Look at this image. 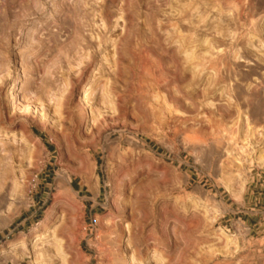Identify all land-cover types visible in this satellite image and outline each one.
Returning a JSON list of instances; mask_svg holds the SVG:
<instances>
[{"label":"rangeland","instance_id":"374dc122","mask_svg":"<svg viewBox=\"0 0 264 264\" xmlns=\"http://www.w3.org/2000/svg\"><path fill=\"white\" fill-rule=\"evenodd\" d=\"M0 264H264V0H0Z\"/></svg>","mask_w":264,"mask_h":264},{"label":"bare ground","instance_id":"6f19581e","mask_svg":"<svg viewBox=\"0 0 264 264\" xmlns=\"http://www.w3.org/2000/svg\"><path fill=\"white\" fill-rule=\"evenodd\" d=\"M148 53V52H147ZM160 70V69H159ZM174 72V71H173ZM157 81V80H156ZM138 88V87H137Z\"/></svg>","mask_w":264,"mask_h":264}]
</instances>
